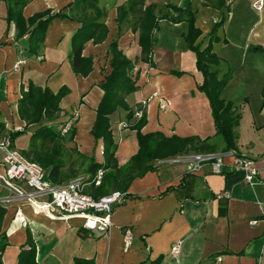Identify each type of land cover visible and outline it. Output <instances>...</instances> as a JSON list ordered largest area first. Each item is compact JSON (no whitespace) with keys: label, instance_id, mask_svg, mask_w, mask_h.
I'll use <instances>...</instances> for the list:
<instances>
[{"label":"crops","instance_id":"crops-1","mask_svg":"<svg viewBox=\"0 0 264 264\" xmlns=\"http://www.w3.org/2000/svg\"><path fill=\"white\" fill-rule=\"evenodd\" d=\"M69 1L26 0L21 13L26 18L45 7H64ZM124 1L97 0V5L106 9L107 30L103 40L83 42L80 55L91 57V65L89 71L81 75L72 70L68 59L73 46L71 34L79 25L78 21L53 17L46 25L37 53L28 54L24 48L26 34L14 37L13 22L5 18V0H0V138L24 128L26 132L12 143L16 147L15 140L24 136L18 147L21 151L26 147L28 135L37 126L47 124L59 130L75 110L73 137L62 140L63 158L66 163L78 159L81 167L87 165L91 155L95 161L101 160V154H95L102 148L101 141H94L90 128L94 109L102 95L98 84L110 70L107 44L115 39L121 53L131 61L140 54L138 28H131L135 12L127 14L118 30L115 6ZM164 1L168 0H142V7L150 2ZM174 2L179 6L190 3L194 24L200 30L196 39L203 44L213 23L222 18L216 28L219 39L211 43L213 52L230 68L220 96L241 110L244 118L250 119L252 128L263 127L264 0L260 8L253 6V0H224L226 8L204 4L203 0ZM185 28V20L175 22L158 18L153 29L152 65L138 60L131 70L136 89L124 97L127 109L117 107L110 116L116 136L117 165L137 149L135 130L128 127L135 118L126 120L124 116L141 101L145 117L142 133L157 131L165 136L195 135L200 138L213 134L207 100L196 89L202 76L196 70L192 50L182 39ZM15 63L16 68L13 67ZM172 70L182 73L175 75ZM28 81L47 87L53 93L65 87L66 93L52 117L30 124L18 117L19 86L25 87ZM160 99H168L169 105L159 109ZM122 121L126 126L118 127ZM220 146L216 145V150H220ZM244 148L245 155L256 161L255 182L247 184L239 180L225 188L222 174L209 172L207 168L196 173L187 172V160L160 161L154 170L131 180L126 197L112 209L110 226L104 235L82 234L77 220L67 226L63 221L33 213L27 205L21 206L28 221L27 226L22 227L18 219L12 218L13 208L10 207L5 210L0 228L8 243L5 249L10 244H22L29 231L35 250H38L35 259L41 264H149L157 256H161L159 264H210L215 257L218 264H264V151L257 154L259 148L255 139ZM188 153L192 152L182 154ZM78 154L86 158L81 159ZM223 191L228 195L219 196ZM253 220L254 223H250ZM125 230L130 233L127 246L123 244ZM39 240L45 243L48 255L40 256ZM63 241L68 245L66 256L73 255L68 262L66 256L56 250ZM175 241H179L178 251L171 254L170 245Z\"/></svg>","mask_w":264,"mask_h":264},{"label":"trees","instance_id":"trees-1","mask_svg":"<svg viewBox=\"0 0 264 264\" xmlns=\"http://www.w3.org/2000/svg\"><path fill=\"white\" fill-rule=\"evenodd\" d=\"M26 0H5V18L12 21L14 25V37H21L26 34L24 48L28 54H36L42 42L47 23L53 17H68L79 22V25L71 34L73 43L68 59L72 70L75 73L85 75L91 65V57L80 55L83 42L91 39L92 42L103 40L106 34L104 17L106 9L97 5V0H70L64 7L51 9L45 7L31 13L26 18L21 13V7ZM204 4L214 7H227L224 0H203ZM115 20L120 31V23L126 19L129 12H135L136 18L131 28H138L137 42L140 47V54L134 60L127 59L117 47L115 39L107 44L109 53V72L98 84L102 90L100 100L94 109V119L90 133L96 142L101 141V160L95 161L91 155L84 171L94 173L97 168H102L104 174L100 184L90 188L89 193L96 197L119 190L124 192L132 179L142 176L147 171L154 170L153 162L186 152L216 151V145L211 137L219 136L221 139L220 150L236 149V127L239 124L240 114L230 100L221 98L220 93L224 88L229 76L230 68L224 66V60L218 57L211 48L212 41L218 40L216 28L222 18L214 22L207 32L206 42L197 40L200 33L199 28L194 24V11L190 3L184 6L177 5L174 0L164 2H150L142 7V0H125L117 4ZM167 18L171 21H186V28L182 32V39L187 48L194 54L196 70L200 72L202 79L196 85L206 98L210 116L213 124V134L200 138L190 136H165L160 132L140 131L145 123L144 113L136 118L128 127L135 130L137 149L125 162L117 165L114 150L116 136L111 128V114L117 107L127 109L124 97L134 91L136 86L131 79V70L138 60L152 65L151 46L154 41L153 29L157 26L158 18ZM172 74L180 75L182 72L172 70ZM20 96L17 99V114L26 124L38 122L41 118H50L58 110V102L66 93L65 87L59 88L55 93L47 87H40L31 81L24 87L19 86ZM133 111L128 110L125 119L132 118ZM2 127V124L0 123ZM26 130L8 132L11 143ZM74 129L70 128L66 136H60L58 130L47 124L37 126L29 135L27 144L20 152L28 159L37 162L43 168L48 169L47 178L54 183L66 181L72 177L77 169L73 170L72 161L63 158L62 140H71ZM81 159L86 157L78 154ZM69 158V155H68ZM67 158V160H69ZM68 165L66 172H61L63 166ZM224 186L228 188L231 184L241 179V173L236 171H224L222 173ZM5 208L0 205V228ZM6 237L0 229V255L7 245ZM161 256L151 260L149 264H159ZM14 264H41L35 259V246L29 231H26L25 241L18 246Z\"/></svg>","mask_w":264,"mask_h":264},{"label":"built area","instance_id":"built-area-1","mask_svg":"<svg viewBox=\"0 0 264 264\" xmlns=\"http://www.w3.org/2000/svg\"><path fill=\"white\" fill-rule=\"evenodd\" d=\"M255 8H260L261 0H253ZM17 63L13 65L16 68ZM169 105L168 99H160L158 108L164 109ZM144 102L141 101L132 113L133 118H139L143 112ZM76 119L73 110L61 124L58 132L66 136ZM125 122H119L118 127H125ZM101 154V149L99 150ZM178 162L187 160V172L196 173L203 168L209 172L222 174L224 171L241 173V181L247 184L255 182L258 168L253 157L240 153L236 149L198 151L188 154H178L171 157L157 159L153 162L156 166L160 161ZM104 170L97 168L94 173L76 175L66 181L54 183L48 180L44 169L35 161L26 158L11 143L8 136L0 138V205L6 209L13 208L12 218L18 219L22 227L28 221L21 212V206L27 205L35 214L63 221L71 226V221H78V228L82 234L104 235L110 226V215L115 205L124 199V192L111 190L110 192L92 196L86 188L96 187L100 184ZM227 196L223 191L219 196ZM250 223H254V220ZM130 241L129 230L123 233V244L127 246ZM179 241L170 245V253L178 251ZM210 264H218L215 257Z\"/></svg>","mask_w":264,"mask_h":264},{"label":"rangeland","instance_id":"rangeland-1","mask_svg":"<svg viewBox=\"0 0 264 264\" xmlns=\"http://www.w3.org/2000/svg\"><path fill=\"white\" fill-rule=\"evenodd\" d=\"M237 112L240 114V120H239V127H238V131H237V127H236V143L238 145V151L240 153L246 154L244 145H248V143H250L251 140L255 139V143L257 145V148H259V150L257 151V154H261L264 151V126L260 127V128H256L251 126V124H249V118H244V113H242L241 110L237 109ZM251 126V127H250ZM212 142H214L215 145L219 146L221 145V139L219 136H212L211 137ZM24 140V136H20L17 140H15V145H16V149L19 150L18 147H20V145H22L21 143ZM98 150L95 154H98ZM66 160V158H65ZM66 162V161H65ZM41 166V165H40ZM42 167V166H41ZM66 166H63L60 170L61 172H66ZM72 167L73 170L77 169L75 174H84L83 172H85L83 169L84 167H81V165L79 164V160L77 159L76 161L72 162ZM43 168V167H42ZM45 173H46V177H47V173H48V169L47 168H43ZM49 181H51L48 178ZM52 182V181H51ZM90 188H92L91 186H88L86 188V191H90ZM71 221V225H72ZM75 223V222H74ZM74 225V224H73ZM34 243V242H33ZM45 243L42 240L38 241V245H39V249H40V256H45L48 255V248L43 246ZM35 246V244H34ZM68 247L67 242L63 241L59 246H57L56 250L59 252V254L62 256H66L68 254V251L66 250V248ZM68 249V248H67ZM18 251V245L14 244H10L7 249L4 250V252L2 253V257H1V262L0 264H14L15 263V258H16V253ZM38 251L37 249L35 250ZM73 255L69 254L68 256H66V261H70L72 259Z\"/></svg>","mask_w":264,"mask_h":264}]
</instances>
